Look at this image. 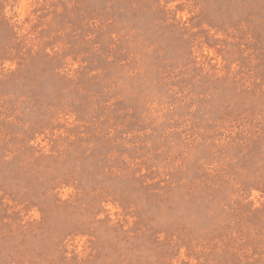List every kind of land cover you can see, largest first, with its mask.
Wrapping results in <instances>:
<instances>
[{"label": "rangeland", "instance_id": "obj_1", "mask_svg": "<svg viewBox=\"0 0 264 264\" xmlns=\"http://www.w3.org/2000/svg\"><path fill=\"white\" fill-rule=\"evenodd\" d=\"M0 264H264V0H0Z\"/></svg>", "mask_w": 264, "mask_h": 264}]
</instances>
